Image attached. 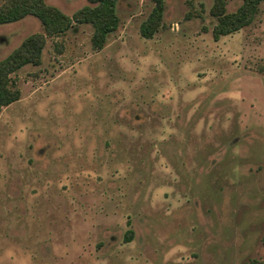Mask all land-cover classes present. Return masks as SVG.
<instances>
[{
    "label": "rangeland",
    "instance_id": "rangeland-1",
    "mask_svg": "<svg viewBox=\"0 0 264 264\" xmlns=\"http://www.w3.org/2000/svg\"><path fill=\"white\" fill-rule=\"evenodd\" d=\"M163 2L151 39L150 0H118L103 49L74 25L11 75L0 264H264V2L218 41L214 0ZM36 33L33 17L0 26V60Z\"/></svg>",
    "mask_w": 264,
    "mask_h": 264
},
{
    "label": "trees",
    "instance_id": "trees-1",
    "mask_svg": "<svg viewBox=\"0 0 264 264\" xmlns=\"http://www.w3.org/2000/svg\"><path fill=\"white\" fill-rule=\"evenodd\" d=\"M150 2L153 5L151 12L139 27V34L144 39L153 38L163 26V0ZM262 2L264 0H242L233 13H227L224 1L214 0L210 11L211 16L216 19L212 29L213 40L218 41L221 37L249 26ZM117 3L118 0H86V5L69 17L57 7L46 4L45 0H3L0 5V26L33 17L39 21L43 33L25 37L19 46L0 60V108L19 101L21 92L14 88L11 75L26 66H39L47 39L63 36L73 29L74 25H89L92 28L91 47L96 51L103 49L108 36L115 32L119 25ZM131 236V231H128L126 241H130ZM262 242L264 244V236Z\"/></svg>",
    "mask_w": 264,
    "mask_h": 264
}]
</instances>
